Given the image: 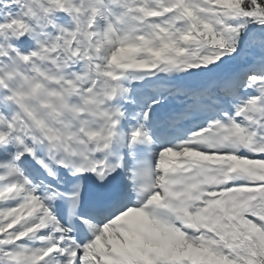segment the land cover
Masks as SVG:
<instances>
[{"label": "snow or ice", "instance_id": "obj_1", "mask_svg": "<svg viewBox=\"0 0 264 264\" xmlns=\"http://www.w3.org/2000/svg\"><path fill=\"white\" fill-rule=\"evenodd\" d=\"M0 264H264V0H0Z\"/></svg>", "mask_w": 264, "mask_h": 264}]
</instances>
